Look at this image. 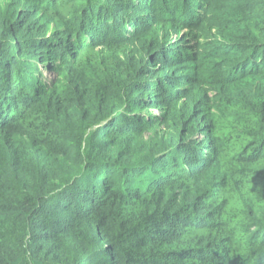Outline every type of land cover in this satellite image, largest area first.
<instances>
[{"label":"trees","instance_id":"1","mask_svg":"<svg viewBox=\"0 0 264 264\" xmlns=\"http://www.w3.org/2000/svg\"><path fill=\"white\" fill-rule=\"evenodd\" d=\"M7 8L0 264H264V0Z\"/></svg>","mask_w":264,"mask_h":264},{"label":"rangeland","instance_id":"2","mask_svg":"<svg viewBox=\"0 0 264 264\" xmlns=\"http://www.w3.org/2000/svg\"><path fill=\"white\" fill-rule=\"evenodd\" d=\"M11 1L13 2L14 0H0V11H2V14H5L8 11L7 5ZM20 9L24 10V12L27 13L28 15L30 13H32V11H29L31 9H27L26 7L21 6ZM38 19H40L42 24H47L49 22V20L47 18H44V16H40V18H38ZM54 30H55V28L53 26L52 27L50 26L49 32L52 33V32H54ZM158 32H159L158 33V37L159 38H163L161 33H164L165 31L164 32H160V29H158ZM193 35L196 38H198L200 36V35H197V34H194V33L191 34V33H189L186 30H182L180 32V36L179 37L176 36L175 34H173V38L175 39V42L178 41V43H180V44L183 43L187 39L193 44L194 42L191 39V37ZM155 70H156V72H158L159 71V66H156ZM51 77H53L52 71H45L44 74H42V76L40 78H41V81L43 82V84L47 85V84H49L51 82ZM130 112L132 114L135 111H134V109H132V110H130ZM141 112H142L143 116L148 117V118H150L151 116H161L160 110H152L150 112L142 110V111H138L137 113H133V114H140ZM156 126L157 127L153 128L154 132L146 134V140L147 141L152 143L151 139H154V141H155V139H158L159 136H162V138L164 139L165 137H169L171 135H174L173 130L170 128V124L169 123L164 124V123L160 122Z\"/></svg>","mask_w":264,"mask_h":264}]
</instances>
